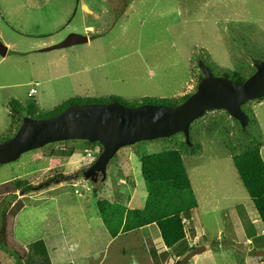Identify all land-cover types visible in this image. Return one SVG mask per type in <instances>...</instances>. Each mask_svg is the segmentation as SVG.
<instances>
[{"label":"rangeland","instance_id":"obj_1","mask_svg":"<svg viewBox=\"0 0 264 264\" xmlns=\"http://www.w3.org/2000/svg\"><path fill=\"white\" fill-rule=\"evenodd\" d=\"M85 1L98 15L96 19L83 16L77 7L69 13L76 0H0V42L8 49L4 58L0 56V142L13 129V114L8 106L11 100L22 104L32 100L44 114L76 98L118 97L130 107L143 103V98L168 99L167 104L173 107L181 101L179 98L196 91L203 66L209 67L215 77L241 74L248 78L255 72L254 62H264V0L80 3ZM106 7L107 12L102 14L101 8ZM86 26H92V32L84 33ZM69 34L87 36L89 41L41 51L59 44ZM48 40L50 44L43 45ZM242 110L255 121L249 118L244 130L223 111L207 112L190 125L189 139L196 147L182 148L181 155L197 207L182 217L190 242L183 239L173 264L205 246L207 252L199 258L213 259L199 264H264V255H254L264 252V224L254 222L259 217L231 160V153L248 145L246 133L262 143L260 155L264 162V97L245 103ZM183 141L182 134H176L120 149L107 165L105 178L96 183L77 176L98 158L100 147L88 150L73 141L66 143L64 150L68 154L73 149L72 156L51 157L62 150L61 143H55L0 165V184L16 179L33 186L48 184L46 189H35L26 195L16 193L17 206L22 208L13 218L11 237L7 227L15 207L12 204L6 208L3 239L7 249L0 246V264H16L14 253L21 258V264H50L48 248L35 236L62 225L70 215L76 223L83 215L96 217L100 199L111 202L138 192L131 207L139 209L140 200L142 207L147 192L139 157L178 149ZM57 175L67 180H50ZM58 196H66V201L59 200L63 205L52 202ZM73 203L78 210L72 214ZM24 207L39 208L42 215L33 217L39 220H33L36 228H32L33 236L28 240L32 243L22 250L14 237V227L20 213L28 214L29 211L22 212ZM240 230H244L245 237L237 243L235 237L241 235ZM195 237L197 244L192 245ZM245 239L251 244L243 245ZM231 244L247 250V254L227 247ZM129 260L124 259L125 264Z\"/></svg>","mask_w":264,"mask_h":264},{"label":"water","instance_id":"obj_2","mask_svg":"<svg viewBox=\"0 0 264 264\" xmlns=\"http://www.w3.org/2000/svg\"><path fill=\"white\" fill-rule=\"evenodd\" d=\"M88 41L87 36L69 34L59 44L41 51L66 49ZM7 51V47L0 42L2 58L7 55ZM254 67L253 74L243 83L236 84L228 78L213 76L203 66L200 69L203 77L196 91L175 107H126L111 102L70 106L42 120L23 118L16 133L0 142V165L13 163L21 155L50 144L69 141L98 143L102 149L98 158L80 172L83 179L96 183L99 178H105L107 165L120 149L139 142L167 139L176 134H182L186 145L190 147V125L207 112L223 111L244 130L249 118L242 106L264 97V62L256 61ZM231 247L242 251L236 246ZM204 251V247L190 251L178 264H188Z\"/></svg>","mask_w":264,"mask_h":264},{"label":"trees","instance_id":"obj_3","mask_svg":"<svg viewBox=\"0 0 264 264\" xmlns=\"http://www.w3.org/2000/svg\"><path fill=\"white\" fill-rule=\"evenodd\" d=\"M208 70L210 71L209 67ZM199 74L201 79L203 75L201 72H199ZM222 77L228 78L236 84L243 83L247 78L241 74H223ZM190 95L191 94L179 98L181 101L177 105L184 102ZM121 101V98L118 97H109L105 99H69L49 111L47 114H44L39 112L36 103L32 100H27L24 104L11 100L9 101L8 106L13 114L11 124L14 123V125L5 140L9 139L16 133L24 117L42 120L53 117L64 109L74 105L107 104L111 102L123 105L122 102L124 101ZM141 101L143 103H138L131 107H138L142 105H167V107H171V105L167 104L168 99L162 100L143 98ZM170 101L174 100L171 99ZM177 105L174 104L172 106L175 107ZM223 113L226 114L225 112ZM248 118L251 117L249 116ZM238 128L241 130L239 126ZM245 136L248 141V145H244L242 148H239L237 153H231V160L245 191L250 197L260 222L264 224V162L260 155L262 143L256 141L252 137H249L246 133ZM66 143L68 142L61 143L59 147H62V150L58 149V154H54L52 152L53 154L51 157L72 156L74 153L73 149H69L68 154L64 151L66 150ZM72 143H80L88 150H93L95 147L99 146L100 150L98 152V156L101 152V146L98 143L82 141H73ZM195 147L196 146L194 145L190 147L187 146L184 140L180 143V147L178 149L174 148L164 150L158 153L139 157L140 173L147 192V198L141 209H128L121 204L110 202L105 199L97 201L96 206L99 212V217L112 238H115L120 233L136 231L142 227L150 225H154L157 228L159 237L167 248L173 247L185 238V224L182 221V217L196 209L197 203L182 161L181 149L188 148L189 150H195ZM95 160L91 164H93ZM79 176L82 177L80 173L77 177ZM50 180L55 182H60L61 180L66 181L67 177L64 175H57L54 178H50ZM47 185L48 184H40L39 186H33L27 184L22 179L7 181L0 184V196H2L0 199V246L2 248L7 249L3 239L5 232V224L3 221L5 218L6 208L12 204L14 205L13 207H15L10 215L7 227L10 237L12 233L13 218L22 208L21 205L17 206V200H15L17 198L16 193L19 192L21 195H26L35 189H46ZM12 243L14 245H18L15 244V242ZM18 248L25 250L21 245H18ZM13 255L17 259L16 264H21V258L15 253Z\"/></svg>","mask_w":264,"mask_h":264},{"label":"crops","instance_id":"obj_4","mask_svg":"<svg viewBox=\"0 0 264 264\" xmlns=\"http://www.w3.org/2000/svg\"><path fill=\"white\" fill-rule=\"evenodd\" d=\"M100 1L105 3L104 0ZM87 4L88 2L86 1L84 3H80V0H76L73 10H70L69 13L72 11L74 13V9L75 7H77L79 9V12L83 16H92L94 19H96L98 15L94 14L93 11L88 8ZM106 12L107 7L104 9L101 8L102 14ZM92 30V26H86L83 28V32L86 34L92 32ZM48 43L50 44L49 40L43 43V45H48ZM120 177L124 176L121 175ZM118 180L121 181L122 179L119 178ZM136 197L138 198V192H136V195L133 197L132 195L129 196L128 194L127 196H124V199H121L119 197L117 200L113 199L112 201L114 203L124 205L128 209H138L136 207H131L134 204L133 202ZM54 198L55 199L52 202L57 205L62 204L63 200L66 201V196H58ZM60 199L62 200L61 203L59 202ZM139 204V209H141L143 207H141V200ZM69 208L71 209V205L69 206ZM31 209L32 208L24 207L22 212H29H27L28 214H26V216H24L23 214L21 216L20 213L18 222L14 227V233L16 232L14 237L22 246H26L32 243L28 240L33 236L31 235L32 228H36L34 227V221L39 220V217H36V220L33 217L42 215L39 213L41 212L39 208L33 210ZM77 210V205L73 203L72 214ZM254 222H260L259 218L258 220H254ZM62 225L53 227L51 229H46V233L39 232L37 234L38 236H35L42 239L46 247L48 248V262L50 264H125L124 259L126 258H131V260H129L127 264H173L175 259L178 260V258H174V255L180 248H182V243H184V240H182L173 247L167 248L160 239L157 228L154 225L145 226L136 231L120 233L115 238H112L104 227L99 215H96V217H86L85 215H83L81 216V221L79 223H76V220L70 215V217L65 218ZM56 233H58L59 235H56ZM239 234L241 235L235 237L239 240V242L237 243H240L241 238L245 237L244 230H240ZM185 236L187 243L190 242L189 237H187L186 228ZM35 237L33 238V240H35ZM196 238L197 237L193 239L192 245L197 244L195 242ZM242 244L246 246L250 245L251 242L249 239H245ZM231 245H227V247H230ZM186 246L190 247L189 244H187ZM131 249H134V251H131ZM135 251L137 252V254L134 253ZM233 251L236 252V250L234 249ZM206 252L207 247L205 246V251L202 254ZM247 252L248 251L245 250L244 252L241 251L240 253L247 254ZM200 255L193 258L195 260L193 264H199L200 262L213 259L199 258ZM254 255L260 257L264 254L256 252L254 253Z\"/></svg>","mask_w":264,"mask_h":264},{"label":"built area","instance_id":"obj_5","mask_svg":"<svg viewBox=\"0 0 264 264\" xmlns=\"http://www.w3.org/2000/svg\"><path fill=\"white\" fill-rule=\"evenodd\" d=\"M31 91H32V90H31ZM261 234H264V231H262Z\"/></svg>","mask_w":264,"mask_h":264}]
</instances>
